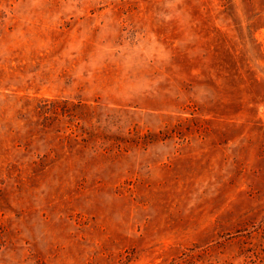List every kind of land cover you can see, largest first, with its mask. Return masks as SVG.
<instances>
[{
  "label": "rangeland",
  "instance_id": "rangeland-1",
  "mask_svg": "<svg viewBox=\"0 0 264 264\" xmlns=\"http://www.w3.org/2000/svg\"><path fill=\"white\" fill-rule=\"evenodd\" d=\"M255 253L264 0H0V264Z\"/></svg>",
  "mask_w": 264,
  "mask_h": 264
},
{
  "label": "trees",
  "instance_id": "trees-1",
  "mask_svg": "<svg viewBox=\"0 0 264 264\" xmlns=\"http://www.w3.org/2000/svg\"><path fill=\"white\" fill-rule=\"evenodd\" d=\"M255 255L258 257V258H260V259H262V261L264 262V253H255ZM260 256V257H259ZM250 257V256H249Z\"/></svg>",
  "mask_w": 264,
  "mask_h": 264
}]
</instances>
